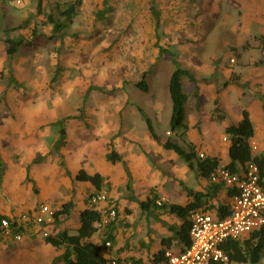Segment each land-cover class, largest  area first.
Wrapping results in <instances>:
<instances>
[{
  "label": "rangeland",
  "instance_id": "1",
  "mask_svg": "<svg viewBox=\"0 0 264 264\" xmlns=\"http://www.w3.org/2000/svg\"><path fill=\"white\" fill-rule=\"evenodd\" d=\"M71 1L73 0H42L43 12L39 13L38 0H0V118H7V115L11 114L18 120L19 125L30 127L26 131L14 133V140L18 142L15 147L6 139H0V149L5 152L3 157L9 161L12 159L13 162L10 163L14 166L15 163L24 165V177L20 176L19 179L23 178L26 183L33 184L29 177L30 168L35 165L44 167L42 162L47 158L46 166L54 168L57 170L56 173H59L62 169L58 163L59 154L66 166L68 158L74 169L72 173L76 165L77 168L83 166L88 171L94 170L102 159L100 156H103V151H107L109 142L112 141L113 147L122 154L125 162L130 159L128 155L134 156V153L141 151L152 167L162 170L164 161L156 153L162 140L170 138L186 147L189 142L188 136L196 135L198 138L204 133L194 130V124L190 120L191 116L195 115L192 92L193 84L209 78L202 75L201 78H197V82H192L184 76L181 78L184 91L188 95L185 104L188 129L173 130L170 125L172 104L168 80L175 66L169 53L160 55L154 45V16L150 11V0H109L111 12L102 20L97 18L96 11L102 7L103 0H82L77 14L68 22L64 36H52V26L47 22L46 14L61 19L58 12ZM155 5L161 21L160 43L166 50L175 52L179 66L188 68L189 58L184 57L180 47H192L196 42L187 38L201 35L194 26L196 17L199 18L203 13L205 5L202 0H156ZM214 19L215 21L211 20L207 27H218L210 33L215 36L211 40V48H208V44L207 48L209 52L215 50L220 53L224 39L219 29L220 13ZM183 24L184 26H181ZM6 29H10V36L20 35L24 40L30 41L19 46L11 70L6 67L8 62L4 43ZM33 30L38 34L36 37L32 36ZM175 37L178 38V43L172 44ZM145 71L147 90H142L136 83L142 79ZM201 73L196 71L194 76L198 77ZM10 74L21 85L7 84L6 77ZM89 87L93 89L83 105L85 119L70 117L66 121L67 141L61 149L67 153L66 158L61 150L55 152L52 147L58 131L54 121L63 116L77 115ZM206 99L205 96L202 97L204 115L213 108L212 103H208ZM202 117L204 123L207 118ZM147 119L158 136L157 144L150 134ZM36 124H41L39 131L32 128ZM183 131L184 134L181 135ZM213 134V131L208 130V135ZM26 136L28 139L21 141V138L24 139ZM206 138L210 139V136ZM198 144L197 140L193 143L195 150L200 148ZM130 148L135 152L131 153ZM31 150L32 159L28 161L27 151ZM40 156L43 157L40 162L33 161ZM181 161L183 163L182 159ZM4 163L8 169L10 164L8 167L7 160ZM163 170L173 175L168 170ZM196 176L191 170L184 181L193 187ZM58 177V174L53 175L55 180ZM68 177V188L64 192V198L58 199L59 202L55 204H47L52 210L59 207L60 201L68 197L73 200L75 207L84 206L85 197L91 193L75 186L77 183L72 174ZM63 187L64 185L60 189ZM222 188L225 191L227 186ZM105 190L110 204L117 207V199L110 197L109 190L106 188ZM116 192L120 196L121 192H124V187L118 186L113 195ZM152 193L160 197L156 188H153ZM117 209L116 231L122 236L124 246H130V239L144 229L148 234L152 218L145 217L144 229L135 221L134 230L127 234L128 230L123 232L122 223L131 224L127 221L130 216L121 217V214L127 215L131 212H122L119 207ZM158 210L168 213L164 208ZM75 214L76 209L66 225L70 230L77 222ZM102 232L103 230H100L99 235L102 236ZM255 264H264V259Z\"/></svg>",
  "mask_w": 264,
  "mask_h": 264
},
{
  "label": "crops",
  "instance_id": "2",
  "mask_svg": "<svg viewBox=\"0 0 264 264\" xmlns=\"http://www.w3.org/2000/svg\"><path fill=\"white\" fill-rule=\"evenodd\" d=\"M202 2L205 7H203V13L199 15V18L196 17V24L194 26L201 35L187 38L189 41L193 39L196 42L192 44V47H180L184 57L189 58L187 62L188 69L194 75L196 71L199 73L202 72L196 78H201L200 76L202 75L209 78L204 82L201 81L193 84L192 93L194 97L192 98V102L194 104L195 115H192L190 120L194 124V130L204 131V133L200 134L198 138H196V135L188 136V141L193 144L197 140L200 146L197 150L199 154L202 153L203 156L209 155L217 157L219 164L227 165L230 161V142L225 134V128L229 124H238L245 110L254 128V134L249 139L251 152L264 156V48L253 38L264 33V0H202ZM219 13L221 16L219 29L221 34H223L222 38H224L222 39V49L220 53H217L215 50L209 52L208 48H211L210 43L215 36V34L212 36L210 33L218 26L213 28L207 26L209 22H212L211 20L215 21L214 17H217ZM203 14L205 15L204 17ZM181 26H184V24ZM246 41L249 42L250 47H244ZM171 43H178V38L175 37ZM203 96L207 98L208 103H212L213 107L205 115L202 109ZM216 100L219 109L225 114L222 120H216L213 117ZM201 116L207 118L204 123L201 120ZM199 120L200 123L198 124ZM40 126L41 124H36L32 128L39 131ZM28 129H30L29 126L19 125L18 120L14 119L11 114L7 115V118H0V139H6L14 147L18 144L14 140V133ZM208 130L213 131V136L208 135ZM206 136H210V139L206 138ZM213 137H216V139L213 140ZM27 139L28 137L26 136L24 139L21 138V141ZM250 141L254 142L253 147ZM154 142L157 144L156 140ZM163 142L162 140L161 143ZM187 147L188 145L185 148ZM130 149H132L131 153L135 152L133 148ZM0 151L2 157L3 154L5 156L4 150L0 149ZM10 152L14 153L13 151ZM61 152L67 158L65 150H61ZM103 152V156H100L102 159L99 160L92 171H88L83 166L77 168L76 165L75 171L72 173L73 168L67 158V167L71 171L72 176L74 177L80 168H84L88 172H99L104 176L105 181L109 183L108 188H105L109 190L110 197L117 199V208L119 207L122 212H131L127 215L121 214V217L130 216L127 221L131 223H122L123 232L128 230L126 233L131 234V231L135 227V221L140 223L141 229H144L143 226L145 225L146 216L152 218L153 221L149 222L148 234L145 233L146 229H144L136 237L130 239V246H124L122 236L116 231L115 243L109 246L104 245L100 250L101 255L108 259H141L146 264H162L161 261L165 260L164 256L160 260H155L153 255L162 248V238L171 235L168 224H175L179 227L181 220L174 214L165 213L158 209H151V211L142 210L138 201L131 199L130 196H134L138 200H145L150 194V190L156 188L160 193L159 200H164L163 202L169 203L185 204L187 195L182 189L180 182L188 186L184 179L189 176L192 169L188 167L186 162L184 163L183 161L182 163L174 151L164 149L161 145L157 147L156 153L164 161L163 169L171 172L173 174L172 176L163 169L152 167L146 157L142 155L143 153L141 151L138 152L139 154L134 153V156L128 155L130 159L126 163L132 176V189L128 191V176L123 163L121 162L119 164V162L113 163L107 161L104 157L105 151ZM31 153L32 150L27 151L29 156L28 161L32 159ZM80 154L83 157L82 153ZM3 158L7 160L8 167L9 164L10 167L8 169L5 168L2 176L0 187V215H6L20 222H24L20 218L23 212L30 211L33 213L35 208L41 203L52 205L59 202L58 199L64 198V192L68 188L69 179L64 169L56 173L57 170L46 166L48 160L46 158L42 162L44 167L35 165L30 168L29 177L33 180V184L32 182L26 183L23 178L19 179L20 176L24 177V165L15 163L16 166H14L13 163H10L12 161L11 158V161L6 157ZM78 158H76L77 161L79 160ZM243 166H238L237 171H240ZM192 171L197 175L196 183L195 186L188 187L194 190L204 191L209 183V179L199 175L196 170ZM261 172L264 173L262 170ZM53 173L56 176L57 174L59 175L57 180L53 178ZM75 181L77 183L75 186L80 187L81 190L84 189L89 192L95 190L89 182ZM62 185L64 187L60 189ZM121 185L124 187V192H121L120 196L117 192L113 195V191L117 190V187ZM223 186L225 185L222 184ZM231 193V188L227 187L225 191L221 188L216 197L211 200L213 208H209L208 210L215 211L218 215L217 206L220 204L227 205ZM69 199L70 197L60 202L62 204V202ZM107 204H110L109 198L107 202L100 203L95 208L99 210L101 206H106ZM84 207L85 202L84 206L78 208L74 205L69 216H60L61 222L57 225L55 223L47 226L27 224L26 229L28 231L23 233L21 240H15L13 233L8 237H1L0 264H53L54 258L59 256L63 250L56 249L52 244L46 242L40 233L41 229L45 227L50 233H56L63 229H67L70 232L74 231L79 226L80 212ZM75 209L77 222L70 230L66 225ZM152 214L157 216V218ZM99 231L90 239L94 244H101L103 235H99ZM183 245V243H175L174 241L164 251L169 248L177 250Z\"/></svg>",
  "mask_w": 264,
  "mask_h": 264
},
{
  "label": "trees",
  "instance_id": "3",
  "mask_svg": "<svg viewBox=\"0 0 264 264\" xmlns=\"http://www.w3.org/2000/svg\"><path fill=\"white\" fill-rule=\"evenodd\" d=\"M156 0H150V11L154 16V35L155 41L154 45L158 48V53L161 55L163 53H169L172 58L175 69L171 72L168 80V91L171 99V115H170V125L173 130L181 128L186 131L188 129L186 124V110L185 104L188 99L187 93H185L181 78L184 76L192 82H197L198 79L194 74L188 69L179 66L176 55L170 50H166L165 47L160 43L161 36V21L159 11L155 5ZM82 4V0H73L69 2L63 9H61L58 14L61 19L55 18L52 14H46L47 22L52 26V36L63 37L66 29L68 27V22L77 14L78 7ZM112 6L109 0H103L102 7L96 11V16L99 20H102L106 14L111 12ZM37 12H43V2L38 0ZM5 34V50L8 58L6 67L11 70V64L15 57V54L19 50V46L22 43H30L26 41L22 36H10V29H6ZM32 36H37L36 30L32 31ZM255 40L262 45L264 48V33L253 37ZM249 42L244 44V47H249ZM147 72L145 71L142 75V79L136 83V86L142 90H147V84L145 78ZM7 84H12L13 86L21 85L15 78L10 74L6 77ZM99 88V87H98ZM96 88V89H98ZM89 87L85 93L82 106L78 108V114L75 116L67 115L60 117L54 121L57 125L58 131L55 140L53 141L52 147L55 152L60 151L66 144V121L70 117H76L81 120L85 119V112L83 105L88 99L89 93L92 90ZM215 108L213 110V117L216 120H222L225 114L219 109L217 105V100L215 101ZM148 129L154 140H158V136L153 130V126L149 119H147ZM181 132V135L184 134ZM225 134L230 142L229 146V156L230 161L226 167L233 171L238 170V166H243L248 162H255L260 169L264 172V156L256 155L251 152L249 146V139L254 134V128L252 122L249 118L247 111H243L242 119L238 124H229L225 128ZM164 149L174 151L178 157H180L188 167L192 170H196L199 175L209 179V183L204 191L194 190L186 186L183 182H180L182 189L186 192L187 201L185 204L179 203H169L159 200V196L156 193H152L153 188L150 190V194L145 200H138L134 196H130L131 199L138 201L142 210L151 209H166L168 213L174 214L181 220V225L177 227L175 224H168V229L171 231V235L162 238L161 244L162 248L153 255L155 260H160L164 256V249L169 247L174 241L175 243H183L184 246H188L191 243L190 238V221L189 217L192 212L199 209H209L213 208L211 200L214 199L218 191L222 188L221 182H212L210 180L211 173L220 165L219 159L214 156H203L201 157L197 150H195L194 145L188 142V147L185 148L179 143L172 141L170 138L166 139L161 143ZM59 166L65 170V174L71 175V171L66 166L62 156L59 154ZM105 159L110 162H122L124 169L128 176L127 189L131 191V181L132 176L129 168L123 159L122 155L115 150L112 145V141L109 142L108 149L104 155ZM42 156L39 158H34V162H40ZM5 171V163L0 151V184L2 181V176ZM31 179V178H30ZM74 179L77 181H85L92 184L94 191L89 193L85 199V207L81 210L79 216V226L70 232L67 229L59 230L56 233H50L45 238L46 242L52 244L56 249H62V253L55 257L53 264H106L109 259L101 255L100 250L105 245V242H110V244L115 243L116 237V225L115 221H107L103 223V216L100 210L96 209L94 205L91 204L90 199L94 193L108 188L109 183L105 181L103 175L99 172H88L84 168L78 169L74 175ZM74 202L72 199L62 202V204L54 209L53 211V221L57 225L61 222L60 216H69L70 211L74 207ZM115 209L117 207L114 205ZM217 213L219 216H224L228 213L226 205H218ZM1 217H8L6 215H0ZM10 218V217H9ZM12 220L13 226L17 225L15 218H10ZM15 220V221H14ZM103 223V224H102ZM101 224V225H100ZM24 222H19L15 227L16 231L24 233L28 231L27 226ZM99 230H103V236L101 244H94L90 241L92 236ZM222 248L229 254L230 262H244L255 264L261 259H264V227L258 230L250 232L244 239L239 240H228L223 245ZM135 264H146L141 259H132Z\"/></svg>",
  "mask_w": 264,
  "mask_h": 264
},
{
  "label": "built area",
  "instance_id": "4",
  "mask_svg": "<svg viewBox=\"0 0 264 264\" xmlns=\"http://www.w3.org/2000/svg\"><path fill=\"white\" fill-rule=\"evenodd\" d=\"M250 143L253 147L254 142L250 141ZM199 155L203 157L202 153ZM210 180L221 182L232 189L226 205L228 213L219 216L215 211L208 209L192 212L189 217L191 243L177 250L166 249L162 264H229V254L222 245L228 240L243 239L250 232L264 227V173L255 162L246 163L240 171H233L220 164L211 173ZM107 200V192L102 189L94 193L90 202L96 207ZM99 210L103 216V223L116 219L117 210L113 204L101 206ZM53 211L49 205L41 203L33 213L25 211L20 218L26 226L27 224L53 225ZM10 218H0V238L8 237L13 233L15 240H21L23 233L15 230L20 221L15 219L17 225L13 226ZM40 233L43 237L50 234L45 227ZM105 245L109 246L110 242H105ZM106 264H135V262L132 259L110 258Z\"/></svg>",
  "mask_w": 264,
  "mask_h": 264
}]
</instances>
